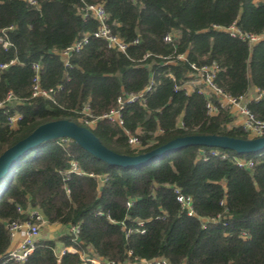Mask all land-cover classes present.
Wrapping results in <instances>:
<instances>
[{"label":"trees","instance_id":"trees-1","mask_svg":"<svg viewBox=\"0 0 264 264\" xmlns=\"http://www.w3.org/2000/svg\"><path fill=\"white\" fill-rule=\"evenodd\" d=\"M34 1L0 0V36L10 43L0 44V62L15 60L0 70V101L8 91L14 95L0 107V153L39 124L57 119L85 126L108 148L129 155L184 135L249 137L230 125L226 109L207 114L204 95L197 88L186 92L184 84L191 63L215 62V82L226 94L243 96L250 86L264 89V37L249 48L223 29L235 24L242 32L263 33L264 1ZM88 3H102L111 30L126 42H138L120 52L90 36L64 66L61 50L97 27L79 12ZM168 32L175 34L170 43L163 41ZM33 62L41 65L40 86L53 89L51 99L31 96ZM150 82L142 103L124 104L122 127L100 118L117 106L120 95L138 94ZM85 106L92 126L79 122ZM247 106L264 119V97ZM16 112L20 118L12 128L8 117ZM125 131L137 136L142 148H132ZM210 148L186 146L142 166L121 167L68 138L32 147L0 179V264H18L6 252L8 225L28 219L19 207L38 208L49 224H79L77 241L67 231L56 239L40 237L22 264L80 262L79 254L67 252L57 263L61 246L92 249L115 261L164 257L169 264H264V149L245 154L222 149L228 153L222 158L208 154ZM234 156L252 159L253 167H238ZM72 160L83 173L63 180ZM102 174L106 179L99 186L96 176ZM173 185L191 197L197 216L226 218L202 226L180 209ZM134 218L145 220L143 233L135 230Z\"/></svg>","mask_w":264,"mask_h":264},{"label":"built area","instance_id":"built-area-1","mask_svg":"<svg viewBox=\"0 0 264 264\" xmlns=\"http://www.w3.org/2000/svg\"><path fill=\"white\" fill-rule=\"evenodd\" d=\"M30 3L35 4L34 0H29ZM79 12L83 18H92L97 22V27L92 33H86L82 37L76 39L71 45L65 47L59 53L60 59L64 66L69 65V57L72 53L78 52L82 46L87 42L90 36L102 39L106 46L116 51L125 52L127 47L130 44H136L138 39H134L131 42H126L124 39L115 34L110 26L107 23L108 14L102 3H88L83 4L79 8ZM231 36L237 37L246 42L247 46L250 48L252 45L260 41L264 37V32L260 34L242 32L238 29L235 24L223 28ZM175 34L173 32H168L164 35L163 41L170 43L174 38ZM0 44L3 48L10 46V43L3 36H0ZM183 58L182 55H180ZM15 63V60H10L9 62H0V70L6 69L9 65ZM31 68L34 71V76L32 79L31 86V96L37 97L41 96L44 98L51 99V93L53 92L52 88L44 89L39 84V71L41 65L39 62H33ZM191 71L188 74L189 80L185 84H194L198 92L202 93L205 97V109L207 114L215 115L219 112L220 109H226L232 120L230 125H238L243 131H245L249 137H257L264 134V119H260L255 116V114L247 106V102L251 99H248L245 95L239 97H233L226 94L222 88H220L215 82L217 72L219 67L215 62L208 64L197 65L195 63L190 64ZM59 87V86H58ZM152 82H150L145 89L138 93H123L117 98V106L111 109L109 112L103 114L100 118H106L109 121L117 124L118 126H123V117H122V108L125 103L132 102L135 100H140L142 103L144 101V92L151 90ZM256 95L252 99H258L264 97V89L255 87ZM214 97V98H213ZM14 99V95L11 91H8L4 99L0 101V107L5 103L10 102ZM83 115L79 120L84 124L90 126L93 124V120H90L88 117H91L89 107L85 106L82 111ZM20 115L16 112L13 115L8 117V125L14 128L17 124ZM127 135V141L129 145L134 149L142 148L140 140L137 136L130 134L128 131H125ZM202 156H205L206 151H201ZM210 155H220L222 158L228 157V153L224 150L211 147L208 151ZM235 165L244 169H251L254 165V161L250 158L244 157H233ZM82 174L83 172L79 168L76 161H70V166L63 172V180L69 178L70 173ZM95 176L94 174H89ZM99 186L105 181L106 174L96 176ZM173 190L175 193V199L179 203L180 209L184 211L189 216H196L200 221L202 226H205L206 223H218L222 222L225 215L218 214L215 217H200L197 216L193 210L191 197L185 195L181 192L180 188L173 185ZM131 200L126 201V206H130ZM223 203V200L220 202ZM19 212L26 213L28 219L23 221H12L8 225L10 243L13 241L16 235H19L20 239L18 242L13 245L11 244L6 252V257L9 260L14 261L15 263L22 264L26 261L28 256L34 249L36 241L40 238L41 235V226L47 224L46 219L38 208L28 207L27 209L18 208ZM101 214V212H97ZM136 224L135 230L143 233L144 230V219L134 218ZM224 223V222H223ZM122 227L124 228V223L121 222ZM65 231L69 232L72 235L73 240L77 241L79 233V224H68L65 227ZM129 232L131 230H128ZM241 237L246 238L245 233L241 234ZM77 253L80 257V262L77 264H169L168 260L164 257H157L153 259H135L130 260L129 258L123 261H115L112 259H107L101 257L93 252L92 249L87 251H80L74 246H61L58 250V255L56 262H60V258L65 253ZM128 257L132 255L131 251L127 252Z\"/></svg>","mask_w":264,"mask_h":264},{"label":"water","instance_id":"water-1","mask_svg":"<svg viewBox=\"0 0 264 264\" xmlns=\"http://www.w3.org/2000/svg\"><path fill=\"white\" fill-rule=\"evenodd\" d=\"M57 138L72 139L93 156L106 163L121 167L142 166L168 153L191 145L217 147L234 151L237 154L252 153L264 149V134L248 138L220 134H191L175 137L146 152L129 155L108 148L85 126L68 119H57L39 124L25 137L0 153V179L32 147Z\"/></svg>","mask_w":264,"mask_h":264},{"label":"crops","instance_id":"crops-1","mask_svg":"<svg viewBox=\"0 0 264 264\" xmlns=\"http://www.w3.org/2000/svg\"><path fill=\"white\" fill-rule=\"evenodd\" d=\"M254 1L257 2V1H264V0H254ZM184 88L186 89V92L189 93V92L193 91V89H195V86H194V84H190V83L188 84L187 83V84H184ZM255 95H256L255 87L254 86H250V88L248 89V91H247L245 96L248 99H252ZM47 225L49 226V231H48L49 233H46V234L44 233L45 234L44 236L41 233V235H40L41 238L55 239L57 233L61 234V233H63L65 231V227L63 225H61V224H58V223L49 224V223H47ZM61 227L64 228L63 232H61ZM19 239H20L19 235H16L15 238L13 239V241L10 243L11 244L10 247L15 245L18 242Z\"/></svg>","mask_w":264,"mask_h":264},{"label":"rangeland","instance_id":"rangeland-1","mask_svg":"<svg viewBox=\"0 0 264 264\" xmlns=\"http://www.w3.org/2000/svg\"><path fill=\"white\" fill-rule=\"evenodd\" d=\"M79 122H82V121L79 120ZM90 126H92V124H91ZM48 231H49V226H48L47 224L41 226V233H42L43 236H44L46 233H49ZM63 231H64V228L61 227V232H63ZM44 233H45V234H44ZM59 235H60V234L57 233L55 239H56Z\"/></svg>","mask_w":264,"mask_h":264}]
</instances>
